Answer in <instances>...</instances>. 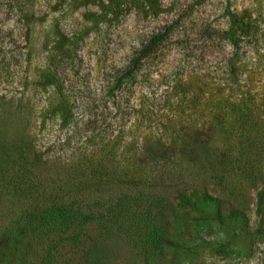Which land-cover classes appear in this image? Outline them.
I'll return each mask as SVG.
<instances>
[{"label":"rangeland","instance_id":"1","mask_svg":"<svg viewBox=\"0 0 264 264\" xmlns=\"http://www.w3.org/2000/svg\"><path fill=\"white\" fill-rule=\"evenodd\" d=\"M233 14L247 26L234 40ZM169 26L116 90V104L106 103L104 89ZM54 73L94 102L80 109L92 120L82 137L43 110ZM90 134L110 140L108 149L117 142L126 169L145 167L164 185L195 179L217 189L216 168L246 217L225 224L214 206L183 209L173 224L182 246L146 259L111 238L110 264H264V0H0V176L10 178L13 157L32 143L37 168L60 171L55 157L77 161ZM2 183L0 264H37L44 236L27 218L32 202ZM100 231L87 229L77 246L59 245L60 259L84 264ZM201 236L205 242L196 241Z\"/></svg>","mask_w":264,"mask_h":264},{"label":"trees","instance_id":"2","mask_svg":"<svg viewBox=\"0 0 264 264\" xmlns=\"http://www.w3.org/2000/svg\"><path fill=\"white\" fill-rule=\"evenodd\" d=\"M232 19L229 33L234 40L237 34L246 31L247 26L235 14ZM171 29L169 26L165 31L152 35L124 73L104 89L102 96L106 103L112 101V105L116 104V90L135 74L142 60L168 37ZM57 74L48 79L52 93L48 106L43 110L47 117L54 119V123L58 118L63 127L74 128L73 136L82 137L87 134L84 130L92 120L80 109L88 111L94 102L82 100L81 89L67 85L64 76ZM83 143L79 147L82 152L77 161L67 163L61 155L55 157L62 162L63 169L54 173L37 168L40 157L34 155L36 145L28 144L20 148L18 157H13L11 168L6 171L10 178L0 176V183L7 181L6 185H1L11 196L32 202L27 218L34 225V231L44 236L43 255L37 264H74L71 260L60 259L58 246L65 242L77 246L82 243V235L87 229L100 228L101 231L92 238L93 244L84 264H110L108 240L111 238L115 243L122 242L139 249L138 255L146 259H155L169 247L182 246L179 235L173 234V224L175 215L183 209L214 206L219 222L246 219L245 214L230 201L233 190L229 187L228 175L218 173L216 168H212L210 177L217 178L214 181L217 189H209L195 179L188 183L179 180L164 185L165 179L160 180L145 167L139 168L138 173L126 169L118 159L117 142L108 149L110 140H96L90 134L86 135ZM58 146L61 147L60 144ZM211 164H214L213 160ZM2 166L0 162V168ZM222 209L228 210L227 214H221ZM130 213H134L136 218H128ZM168 213L174 214L173 218ZM211 230L207 229V232L215 233ZM205 240L202 236L196 239L199 242ZM213 240L216 242L218 239Z\"/></svg>","mask_w":264,"mask_h":264}]
</instances>
